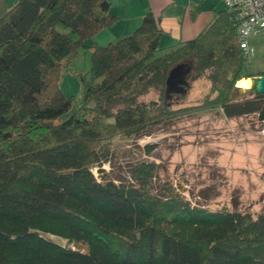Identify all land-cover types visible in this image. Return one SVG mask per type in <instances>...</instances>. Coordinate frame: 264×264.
I'll return each instance as SVG.
<instances>
[{"label":"trees","instance_id":"trees-1","mask_svg":"<svg viewBox=\"0 0 264 264\" xmlns=\"http://www.w3.org/2000/svg\"><path fill=\"white\" fill-rule=\"evenodd\" d=\"M110 5L18 0L0 17V264H264V210L193 206L171 184L156 188L153 162H136L129 180L101 169L115 137L149 135L184 114L264 121L255 90L264 72L245 74L233 13L161 53L151 12L129 35L85 46L114 22ZM81 49L90 66L77 74L81 104L69 113L59 81ZM187 61L183 91H170L171 72ZM244 78L250 88L237 85Z\"/></svg>","mask_w":264,"mask_h":264},{"label":"rangeland","instance_id":"rangeland-1","mask_svg":"<svg viewBox=\"0 0 264 264\" xmlns=\"http://www.w3.org/2000/svg\"><path fill=\"white\" fill-rule=\"evenodd\" d=\"M248 47L245 74L264 72V30L253 31ZM89 58V50L81 49L69 70L75 71L72 76L79 84L78 90L71 89V112L81 104L82 88L77 74L88 71ZM189 64L187 61L176 69L170 91H183ZM246 79L250 88L253 80ZM239 82L237 85L242 86ZM145 144H155L150 154L144 152ZM110 147L111 163L101 165L110 177L129 180L133 165L145 160L157 165V189L163 182L171 184L193 206L212 212L241 211L252 217L264 210V121H258L255 115L229 119L219 109L192 112L163 124L149 135L125 140L115 137ZM91 172L100 180L97 166ZM45 237L66 245L60 238Z\"/></svg>","mask_w":264,"mask_h":264},{"label":"crops","instance_id":"crops-1","mask_svg":"<svg viewBox=\"0 0 264 264\" xmlns=\"http://www.w3.org/2000/svg\"><path fill=\"white\" fill-rule=\"evenodd\" d=\"M17 1L0 0V17ZM108 1L111 4L109 13L114 16V22L101 29L84 45L87 46L90 42L105 45L110 41L129 35L140 24L143 15L146 12H151L161 30L158 39V48L161 53L180 43L194 39L216 13L225 9L223 0ZM74 72L66 71L59 81V89L64 96H71L73 89H79L77 80L72 76Z\"/></svg>","mask_w":264,"mask_h":264},{"label":"built area","instance_id":"built-area-1","mask_svg":"<svg viewBox=\"0 0 264 264\" xmlns=\"http://www.w3.org/2000/svg\"><path fill=\"white\" fill-rule=\"evenodd\" d=\"M225 10L233 13L240 48L248 57V40L253 31L264 30V0H223Z\"/></svg>","mask_w":264,"mask_h":264},{"label":"water","instance_id":"water-1","mask_svg":"<svg viewBox=\"0 0 264 264\" xmlns=\"http://www.w3.org/2000/svg\"><path fill=\"white\" fill-rule=\"evenodd\" d=\"M180 66H177L170 75V80L172 78V75L174 74V72L176 71L177 68H179ZM170 84V82H169ZM255 90L257 93H264V75H261L258 77L257 81L255 82Z\"/></svg>","mask_w":264,"mask_h":264},{"label":"bare ground","instance_id":"bare-ground-1","mask_svg":"<svg viewBox=\"0 0 264 264\" xmlns=\"http://www.w3.org/2000/svg\"><path fill=\"white\" fill-rule=\"evenodd\" d=\"M249 81L247 80V79H243V80H241L240 82H239V84H241L242 86H246L247 87V85L249 84L248 83Z\"/></svg>","mask_w":264,"mask_h":264}]
</instances>
